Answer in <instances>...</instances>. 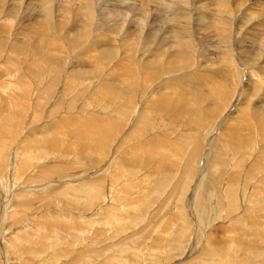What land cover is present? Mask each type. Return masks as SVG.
<instances>
[{
    "label": "bare ground",
    "instance_id": "obj_1",
    "mask_svg": "<svg viewBox=\"0 0 264 264\" xmlns=\"http://www.w3.org/2000/svg\"><path fill=\"white\" fill-rule=\"evenodd\" d=\"M11 1L12 2H10V4H9V1H7V2L5 1V4H3L0 1L1 20H2V16H6V17L7 16H9V17H11V16H19V17L22 16V18L20 17L21 22H23L22 20H24V19H27V20H25L23 23L19 22V25L17 27L18 31L16 30L14 32V34H12L13 38L15 40V41H13V39H12L14 44L12 43L11 46L10 45H8V46H10L12 49H15V50L17 49L19 52L25 53V55L21 53L23 56L22 55H20V56H22V57L25 56V58H26L25 60L28 63V66H32L33 70L36 71V73L33 74L34 75L33 77H35V79H36L35 80L36 84L34 82H33V84H35L36 88H37V86L41 85L44 81L50 80V79L52 80V78H54V79L52 80L51 85H53V84L55 85V83H57V81L60 79L59 77H61V74L63 73L62 75H63L64 81L66 82V84H64V85H66V86L64 87L65 92L64 91H61V92H63V93L67 92L70 95L73 92H75V94L76 93H79V94H85L86 93L88 95V98H91L93 96L97 97V95H99L100 97H105L106 99H110L113 102L115 101L116 103H118V106H120L119 104L123 100L122 99L123 97H124V99H126V101L134 103L138 100V97H140V95H142V96L145 95L144 98H142L143 101L145 100L144 105H143V112L141 114L139 124L137 123V128L135 126V128L137 129L136 133L137 132L139 133L138 141H141V144L137 143L138 145L135 144L137 146H135V147L130 146L129 149H125L124 152L122 151L124 153L123 154L124 157L115 156L113 158V159H115L114 162L109 161L110 155H108V157H106L107 158L106 165L101 167L95 173L94 172L90 173V174H92L91 177L85 176V173H83L84 176L80 175L81 169H83L84 166L86 164H88V162H86V164L84 166L83 165L78 166V164L81 161H77V159H78V157H79V159H81L80 157H81V153H82L85 156V158H87V159H85V161L86 160H96V161H99V163L101 162V158H100L101 156H99V158H100V160H99V158L97 157V152L95 153L96 156H93L94 154L93 155L89 154V152H90L89 150H92L91 145L95 144V143L97 145L101 146L100 147L101 149H103L104 147H106L108 145L109 142H108V139L106 138V136H108V135H106L105 131L109 132V128L110 127H116L117 124L115 126L113 124L110 125L109 124L110 122H107L106 120H104L106 117L103 118V120H96L94 117H96L98 115L93 117V116H91L92 113H90V116L92 118H90V116H88L89 118H84V117L79 118V117H73V116L68 117L67 114H66L67 117L62 116L63 120H60L59 118H57L55 120V122L60 120L62 122H65V124H68L69 126L75 127V129H77V131H82V133L85 134L84 139L82 138L83 140L81 142H79L80 144H78L76 141L69 143L67 145L66 149H61V146L66 144V142H64V139H66V136H64L65 137L64 139L58 137L59 134L57 133V130H59L60 128L57 129L56 132L54 131L55 133H57V136L55 134H50V132H48V131H45L44 133H42V131H40V133H42V134L36 137V133H38L39 132L38 131V132L31 133V134L28 132V134L24 135L25 137H26V135H28V137L25 138L23 136L22 131H24L26 129V127L28 128V126L31 125V124H29L31 121L30 122L28 121L29 123L27 124V126L24 125L25 127L22 125V122H23L22 120H24L26 117L24 114V111H23L24 108L21 109L22 106H20L21 107L20 108L16 105L15 110H14L15 111L14 117L9 118V115L11 113H13L12 107H14V106L10 107V105H9L8 110L5 111V112H8V114L7 113H5V114H7L6 117H8L9 119L5 120L6 121L5 125H3V122H5V121L0 122L1 123L0 124V264H92L94 259L102 253V251L100 249L101 244H103V242L109 240L108 237L104 233L105 231H107V229H108L107 227L110 226L109 224H114V223L118 224V225H116L114 235H118V234L123 233L126 228H125V226L123 227V226L119 225L123 222V220L128 222V225L131 227L133 224L136 223V221H138V219H137L138 217L145 215L147 212H150L151 206L155 207L154 204L157 202V196H159V198H161L163 196V195L162 196L158 195L159 191L156 192L157 190H159L157 188V186H159L160 184L155 185L154 183H151L152 182L151 180H153V179H151L150 176H147V175L144 176L142 174V172H143L142 171L143 170L142 165L146 161L145 154H147V150H149V147L155 148L156 152L161 151L163 154H168L171 152L174 153L173 151L177 150V152H176L177 154L174 153V154H176V157L175 158L172 157L174 162H176L175 160H178L177 155L179 153L181 154L182 151L184 149L186 150L188 147L190 148L189 150L191 151V155L189 157L191 158V156H192L193 158H195V156H196L197 147L195 146V143H194L195 141L192 138H187V137L185 138L183 135L179 136V137L176 136L173 138V137H171V135L175 134L176 130H174V129L171 130L170 132L166 131L167 135L164 133V135H166V136H162V137H160V135H163V133L162 134L156 133V135H155V133L153 132V131L158 129L157 126L159 124L157 125L155 122V121H158V120H156V119H158L157 116L160 117V115L161 116L168 115L167 110L170 113L174 112V109L173 110L169 109V108H171V107H169L171 105V103H168V102L171 100L169 99L170 95L167 96L168 92L173 90L174 91V92L172 91L173 94H178L177 93L178 91H175L176 85H173V83H172L168 87L167 86L166 87H164V86L159 87L160 84L159 85L157 84L158 83L157 81H159V80L156 81V79L159 78L160 76H162L163 74H165V76H167V77H171L172 75H174V72L177 74V72L179 73V71H181L182 69L186 70L187 68H189L193 64V61L197 62L198 65L205 62V60H203V58L205 57V54H206L205 52H206V50H208V48H206V46H205V41L202 42V40H204V38H202V40L199 39L198 42L196 43L197 47L199 48V50H198L199 52L196 53L197 55L192 56L193 55V53H192V55H191L192 57H190V54L192 52L191 51V45L193 42L191 43V41L189 40L190 39L189 34H191V32H193V30L191 28L192 26L190 27V25H189V21H188L187 17L188 16H195L198 19V16H218V17L219 16H228L227 18H223V19H221V17H220L219 21L216 20L218 22H216L213 18L211 24L213 25V27L215 25H218L219 30L217 28L216 29H217V32L219 31L220 33L218 32L219 34H217L216 37H219L220 43L224 44L223 46L229 47L231 45V44L229 45L228 43H230L229 41L231 40V38H230L231 33L230 32H232L231 31L232 30L231 25L233 22H231V21L229 22L228 19L230 16H235L236 7H239L241 2H243V1L246 2L247 0H237V2H236L237 6H233V7H231V5H230L231 1H233V0H11ZM263 2H264V0H263ZM7 4H9V5L7 6ZM234 12H235V14H234ZM53 16H61V19L62 18L64 19L65 16H70V17L73 16L74 18L76 17L78 22L75 21L76 19H73V20L75 23H77V25L72 26L73 28H75V30L72 28H71L72 30L70 29L69 31L67 29H65V28H67V25L69 26L71 21L69 24L67 22H61L60 21L58 24L52 26L50 22L52 21ZM132 16H136V18L135 17L132 18ZM137 16H141V19L137 20L138 19ZM236 16H239V15L236 14ZM240 16H242V15L240 14ZM252 16H248V17H252ZM200 19H199L198 25H197L198 30H201V28H202V22L200 21ZM231 19L233 20V18H231ZM231 19H229V20H231ZM3 20L1 22H3ZM65 20H67V18ZM69 20H72V19L69 18ZM73 20H72V22H73ZM235 20H237V19H235ZM242 20H244V19H242ZM26 21H28V22L26 23ZM206 21L207 20H205V22ZM238 21H240V20H238ZM251 21L253 22V20H251ZM1 22H0V24H1ZM208 22L209 21H207V24H209ZM4 24H3V26H0V27H4ZM20 24H22V25L20 26ZM6 25H7V23H6ZM238 25H240V24H238ZM261 26L259 28H262ZM69 27H71V26H69ZM197 27H196V30H197ZM57 28H59V29H57ZM129 28H130V30L132 28V31H128ZM5 29H7V28H5ZM216 29H215V31H216ZM239 29H240V26H239ZM262 29L264 31V28H262ZM55 30L61 31V32L63 30L66 33L67 38H64V36H63V38L65 40L62 39L63 41H61L59 38V35L57 36V33ZM198 30H197V32H198ZM236 31H239V30H236ZM11 32L13 33V31H11ZM0 33H1V35H0V56H1V54L4 52V50H6L4 47L6 45L7 40L5 39V37L2 36V32H0ZM246 33H248V32H246ZM258 33L262 34V32H258ZM7 34H6V36H7ZM243 34L238 35V33H236V34L234 33L236 39L238 38L237 36H240V35L242 36ZM253 34H255V33H253ZM234 35H232L231 37L233 38ZM216 37H214V38H216ZM128 38H131V40ZM245 38H246V36H245ZM254 38H255V40L249 41V44L252 46L251 47L249 45L250 48H252L253 50L255 49L257 51L259 50L262 53V51L264 49V36L263 37H257V35H254ZM215 42L217 43V41H215ZM240 42H242V41H240ZM194 43H195V41H194ZM245 43H246V41H245ZM10 47H8V50L11 49ZM246 47H247V45H246ZM250 48H248V49H250ZM193 50H194V48H193ZM233 52H235V51H233ZM12 53H10V54H12ZM14 53H16V52H14ZM122 53H123V56H122L123 59L118 61L117 65L114 67L116 69L112 68L113 71H111L112 70L111 69L110 70L111 72L106 74L104 69L106 68V71H107L108 68H111L112 62H114L115 60L116 61L119 60L121 58ZM238 53H239V51H238ZM257 54H260V53H257ZM248 55L250 56V54H248ZM254 55L252 56V58L254 57ZM55 56H57V59L60 57H63V58H67V59L73 58L74 60L71 59L73 61L69 60L68 63H67V60H65V59L62 60L63 63L61 65V67L57 69V68H53L55 66L54 64H56V63H54L55 58L53 59V57H55ZM77 56H78V58L81 57L80 58L81 62H80V59L76 60ZM217 57H219V56H217ZM224 57L226 59V56H224ZM224 57H222V58H224ZM231 58H232V56H231ZM15 59L17 60V57ZM227 59L229 60V58H227ZM263 59H264V57H263ZM201 60H203V61H201ZM222 60H224V59H222ZM257 60H259V59H257ZM224 62H227V60H225ZM231 62L233 64V61H231ZM231 62L230 63L227 62V63H228V65L230 64L232 67ZM9 63H7V64H9ZM79 63H81V65H79ZM109 63H111L110 67H104L105 64H109ZM1 64H3V63H1ZM11 64H12V62H11ZM20 64H22V63H20ZM13 65H14V63H13ZM15 65H17V64H15ZM22 65H24V64H22ZM64 66H65V68H64ZM113 66H114V63H113ZM12 67H14V66H12ZM20 67H19V70H20ZM55 67H57V65ZM193 67H194V65H193ZM225 67L227 68V66H225ZM213 68H214V66H213ZM226 68H224V66L220 68V75L223 76L226 73V71L229 69V68H227V69ZM233 68H234V64H233ZM236 68L237 67H235V69ZM2 69H3V67H2ZM4 69H5V67H4ZM201 69L205 70L204 64L202 65ZM223 69H225L226 71H223ZM42 70L45 71V74L42 73ZM54 70H55V72H54ZM236 70H233V71L236 72ZM233 71L229 70L227 72L232 73ZM18 72H19L18 69L16 71H14V73L17 75V77L22 78L20 75V72L19 73ZM247 72H249V71H247ZM46 73H48L47 74L48 76L46 75ZM52 73H54L55 75ZM137 73L140 74V76L137 75ZM203 73L206 75L205 72H203ZM209 73H212V72H208V74ZM51 74H52V76H51ZM180 74H182V73H180ZM194 74H196V73H194ZM199 74L200 73H198V75ZM9 75H10V73H9ZM256 75H258V74H256ZM12 76H14V75H12ZM107 76H108V78L109 77L110 78L107 79ZM196 76H197V74H196ZM201 76L199 75V77H201ZM253 76H255V75H253ZM167 77L162 78V80L166 79ZM256 77H258V76H256ZM25 78H27V77H25ZM46 78H48V79H46ZM179 78H180V76H179ZM194 78H195V75H194L193 79ZM222 78H224V77H222ZM226 78L227 79L225 81H228L227 76H226ZM153 79L157 83H155V81ZM201 79L198 80L197 82L195 81V83L193 84L192 90L189 88L190 90L189 89H182V90H186V91H183V92L180 91V95H182L181 100H187V94H188V95H192V98H196V99L206 101L209 98H220L221 93H223V91L225 92V90H222V87H223L222 83H224V82H221L218 79L214 80L212 78H208V76L207 77L206 76L201 77ZM190 80H191V76H190ZM86 82H88V84H92L91 86L89 85L90 89L87 88L89 90L86 89V87L88 85H83V83L85 84ZM159 82H161V81H159ZM162 82H164V81H162ZM181 83H180V85H181ZM11 84H14V82ZM59 84H60V81H59ZM118 84H120L121 87H119ZM155 84H157L158 86H156ZM20 85H22V84H20ZM54 85H53V87H54ZM60 85H62V84H60ZM133 85H135V90H133V88H132ZM177 85H178V83H177ZM8 86H12V85L9 84ZM12 87H14V86H12ZM32 87H34V86L32 85ZM23 88H24V86H23ZM240 88H242V87H240ZM1 89H3V88H1ZM34 89H35V87H34ZM34 89H33V92H34ZM39 89H40V87H39ZM55 90H57V88H55ZM177 90H180V89H177ZM256 90H257V88H256ZM25 91H24V93L27 94V92L29 91V88L26 87ZM54 91H51V93ZM47 92H48V89H47ZM58 92L56 91L55 95H57ZM24 93H21V95ZM6 94H7V97H10V95L8 93H6ZM6 94H4V96ZM41 94H39V95H41ZM17 95L15 94L13 96H17ZM78 95H75V96H78ZM241 95L244 96L243 94H241ZM241 95H239V96H241ZM247 95L245 94V96H247ZM0 96H1V94H0ZM23 96H21V97H23ZM45 96H47V95H45ZM60 96H61V94H60ZM60 96L58 97V99L60 98ZM49 97H48V99H49ZM56 97L57 96H55V99H56ZM81 97H82V95H81ZM230 97L232 98L233 96H230ZM10 98H12V97H10ZM97 98H99V97H97ZM105 98H104V100H105ZM262 98H263V96H262ZM13 99H16V98L13 97ZM50 99L52 100L53 98H50ZM63 99H65V98H63ZM0 100H1V98H0ZM20 100H22V98ZM40 100L38 99V101H40ZM59 100H61V99H59ZM66 100H67V98H66ZM231 100H233V99H231ZM251 100H252V98H251ZM22 101L24 103L26 102V101H24V99ZM28 101H29V99H28ZM44 101H45L44 99L41 100L42 105L44 104L47 106V102L44 103ZM92 101H95V100H92ZM112 101H110V102L112 103ZM53 102H54V100H53ZM182 102L185 104H189V103H187V101H182ZM244 102H247V101H244ZM257 102H258V100H257ZM35 103H37V102L35 101ZM54 103H53V105H54ZM103 103H105V102H103ZM192 103H193L192 104V107H193L195 104H194V102H192ZM21 104H23V103H21ZM86 104H87V102H86ZM88 104H91V103H88ZM136 104L137 103H135V105ZM229 104H230V102H229ZM24 105H26V104H23V106ZM27 105L29 106L28 102H27ZM128 105L130 106L131 103H129ZM135 105H134V107H135ZM35 106L37 108V105H35ZM97 106H99V105H96V108H97ZM196 106H197V104H196ZM68 107H70V106H68ZM136 107H137V105H136ZM231 107H232V104L229 107L230 111H231ZM55 108H56V106L55 107L52 106L51 109L53 110ZM187 108L190 109V107H187ZM229 108H227V110ZM242 108H245V107H242ZM79 109H81V108H79ZM83 109L84 108H82L81 110H83ZM86 109H88L87 106H86ZM86 109H84V110H86ZM135 109H137V108H135ZM31 110L34 111L35 108H34V110L33 109H31ZM139 110L140 109H138L137 111H139ZM183 110L187 111L185 108ZM195 110H197V109H195ZM58 111H57V114H58ZM120 111L127 113L129 110L123 111V109L122 110L120 109V110H115L114 113L118 112L119 114L118 113L117 114L120 116ZM224 111H226V110H224ZM29 112H30V110H29ZM39 112H40L39 116H40V118H42L41 116H43V115H41V111H39ZM177 112L176 113L174 112L175 115L177 114ZM258 112H260V111H258ZM35 113L37 114V112H34V114ZM55 113H56V111H55ZM68 113H69V111H68ZM129 113H131V115H132V113H134V111L133 112L130 111ZM224 113H225V116L228 114V112H224ZM2 114H4V113H1V115ZM27 114L28 113H26V115ZM72 114L73 113H71V115ZM83 114H84V112H83ZM83 114H81V115H83ZM240 114L244 116V120L242 121V124L245 125L247 122L249 123V120L247 118L250 117L251 115L249 114L250 116H248V117L246 116L247 118L245 117V115H247L246 109H242V112H240ZM20 115H21V117H18ZM53 115H54V113H53ZM85 115L87 117L86 113H85ZM233 115H234V113H233ZM12 116L13 115H11V117ZM49 116H50V114H49ZM106 116H107V114H106ZM117 116H115V117H117ZM102 117H103V115H102ZM37 118H38V116H36V121H37ZM204 118H206V117H204ZM113 119L115 120V118H113ZM119 119H121V118L119 117ZM152 119H154V121ZM253 119H255V118H253ZM32 120H35V119H32ZM38 120H39V118H38ZM204 120H206V119H204ZM208 120H206V121H208ZM41 121H42V119H41ZM46 121H48V120H46ZM173 121H174V119H173ZM262 121L263 120L260 121V124H262ZM122 122H124V120ZM151 122H155L154 124L157 126H154V127H156V128H154V127L152 129L149 128V126L152 125ZM159 122H157V123H159ZM177 122H179V121L177 120ZM111 123H112V121H111ZM167 123H169V122H167ZM231 123H233V122H231ZM50 124H48V126H54L53 127L54 129H55L56 125H59V123L56 125L55 124L50 125ZM120 124H122V123L120 122L119 125ZM170 125H168V126H170ZM201 125H203V124H201ZM228 126H230V125H228ZM17 127L20 130L19 132L15 130V128L18 130ZM58 127H61V125H59ZM175 127H177V126H175ZM68 129L64 130V131H69ZM70 129H72V128H70ZM78 129H80V130H78ZM163 129H164V127H163ZM204 129L205 128H203V131H204ZM62 131L63 130H61V132ZM233 131H235V130H233ZM31 132H33V131H31ZM61 132H60V134H61ZM94 132L96 135L95 137H93ZM152 132L154 133L153 138L141 139L144 135H146V134L148 135ZM258 132L260 133V131H258ZM47 133H49V134H47ZM62 133H66V132H62ZM115 133H117V132H115ZM183 133H185V132H183ZM191 133L192 132L190 131V134ZM67 134H68V132H67ZM67 134H65V135H67ZM187 134L190 135L189 132ZM198 134L199 133H197L196 135H198ZM206 134H208V133H206ZM62 135H64V134H62ZM62 135H61V137H62ZM80 135H81V133H80ZM188 135H186V136H188ZM29 136L32 137L31 140H33V143L35 145L29 144L28 142L23 141L24 138H25V140L29 139ZM53 136H55V137H53ZM169 136L171 138H173V140L168 139V138H170ZM193 136H194V134H193ZM193 136H189V137H193ZM219 136L221 137V136H223V134L219 135ZM22 137H24V138H22ZM69 137L72 138L71 135ZM77 137H79V136H77ZM256 137H257V135H256ZM118 138H119V136H118ZM20 140H22L24 143L21 144L22 141H20ZM31 140H28V141H31ZM218 140H219V138H218ZM235 140H236V138H235ZM254 140H256V139H254ZM154 142H157L156 146H155ZM199 142H201V141H199ZM208 142H211V141H208ZM215 142H217V141H215ZM229 142H230V140H229ZM229 142H227V144ZM255 142L257 143V141H255ZM261 142H263V141H261ZM218 143H215V144H218ZM257 144H259V143H257ZM97 145H96V148H97ZM72 146L73 147L75 146L76 148L73 149ZM209 146L211 147V145H209ZM222 146H223V144H222ZM225 146L227 147V145H225ZM94 148H95V146H94ZM144 148H145V150H144ZM143 150H144V152H143ZM210 150H212V149H210ZM244 150H245V148H244ZM114 151H115V149H114ZM108 152H110V151H108ZM56 154L59 156H57ZM148 154H150V153L148 152ZM222 155H224V154H222ZM69 156L70 157L73 156L76 159L70 158L71 160L68 161L67 157H69ZM63 157H65V158H63ZM141 157L142 158L144 157V159H142ZM182 157H181V159H182ZM193 158H192V160H193ZM233 158H235V157L233 156ZM143 160H144V162H142ZM45 161H46V165L44 163ZM189 161H188V164H186L187 166L191 165ZM83 163L84 162H82V164ZM175 164H177V163H175ZM79 165H81V164H79ZM238 165H240V164H238ZM94 166L91 168L88 165V167H90L91 170L94 168ZM97 166H99V165H97ZM187 166H185V167L188 168ZM254 166H256V165H254ZM85 169H87V168H85ZM209 170H211V169H209ZM89 171L90 170H88V172ZM188 171L194 172L193 170L191 171L190 169ZM249 171H250V169H249ZM260 171H261L260 174L263 178L259 182H257L256 185L251 187L253 190L251 189L250 191H254V189H256V191H257V193H255V194L252 192L253 193L251 196L252 199H253V197L255 199V197L257 195L258 196L261 195L262 198L264 197V169H262ZM139 172H141V173L138 174ZM124 175H126V176H124ZM142 175H143V177H142ZM139 177H141V178H139ZM244 177L247 179L249 177V175L246 177V174H245ZM187 178H185V179H187ZM202 179H203V176H202V171H201L200 181ZM161 180L163 181V179H161ZM251 180H252V178H251ZM43 181H45L44 184H42V185L39 184ZM162 181L160 183H162ZM183 182H184V180H183ZM52 183L54 184V186L52 188H50L49 190L47 188L48 192H46L42 196H35L36 194H38L39 191H42V190H40V188H44L43 190H45L46 187H48L47 185L50 186V184H52ZM230 184H227V186H225V188H224V192L227 194V195H224V197L234 199L236 197L235 196L236 190H235L234 186L230 185ZM31 185H36V186L32 187ZM176 185H178V184H176ZM199 185L200 184L196 183V186H195L196 189H194L191 192V195L188 197V204H190L189 206H191L192 203H194V202H195V204H197L198 201L201 200L202 196L205 195L204 199H207L206 200L207 205L209 206V209H210L208 211H210V212H208L206 214L208 216H206L204 218H207L209 220L211 216L213 217V215H211V213H212V211H214L212 209V207H210V205H214V204L215 205L218 204L217 206L222 205V198L223 197L221 195H219V197L218 196L216 197L217 192H216L215 188L207 186V185L210 186V183L207 185L205 184L206 187H203V185L201 184L202 185V186L200 185L202 187V189L200 188L201 190L198 189ZM247 185H248V182H247ZM42 186H44V187H42ZM165 186H168V185H165ZM221 186L219 184H217L218 189L219 188L222 189ZM217 187H216V189H217ZM177 188H179V187H177ZM246 188L241 189V195H244L246 193V190H245ZM205 189H206V191H205ZM173 191L176 192L175 190H173ZM188 191H189V189H188ZM105 193H107V194L105 195ZM162 193L163 192H161V194ZM184 194L187 196L188 192H185ZM184 194H182V195H184ZM179 196H181V195H179ZM42 197H47V199L49 197V199H51V200L49 201V203H47V204L44 203V205H41L39 203L40 202L39 200L42 199ZM218 198H219V203L217 202ZM183 199L184 198H182V201H183ZM204 199H203V201H204ZM254 199H253V201H254ZM258 200H259V198H258ZM56 201L58 202V205L56 206L57 209H52V207L48 206V205L54 204ZM228 201H229V203H227V204H233L234 203V201H232V200H228ZM35 202H37V204ZM42 202H44V201H42ZM176 202H177V200H176ZM254 203H255V201H254ZM157 204L160 205V203H157ZM215 205H214V207H216ZM42 206L46 208L44 213H43L44 208H42ZM163 207L164 206L160 205L159 209L162 210ZM186 207H188V206H186ZM186 210L187 209H185L183 203L179 201L177 203V206H175V212L172 214V216H170L168 218V220H165V221H167L166 223L164 221V223H165L164 228L162 229L161 233H159V235L156 237L154 244L160 245L161 242L165 241V239L167 238V244H165L166 241L164 242L165 247L167 246V248H168L167 254L172 255L171 251H173V252H177L179 254V257L181 256V258H182V256H183V259H182L183 261L181 264H208V263L204 262L205 259L203 258L204 257L203 253L204 252L209 253L212 250L211 247L214 246L213 243H215V240L212 238H209L203 247L199 246L201 244L200 243L201 235L204 234V233L201 234L202 230L198 227V226L201 227V223L198 220H196L195 218L194 219H195L196 223H193V219H191V217H189V214L187 215ZM237 211L239 213V210H237ZM78 212H80V213H78ZM240 212H241V214L238 216L229 215V214H227L228 216L227 215L225 216L224 220L227 221L228 219L226 217H230L229 219L232 221L231 222L232 224H230V225L236 227V229H230L232 227L229 226L230 228H227V229L223 228L224 231L227 233L228 236H235L236 234H238V236H241L240 239H246V240L251 239V240H255V241L258 240L261 243H263L264 242V198L259 204H256L254 206H250V207L244 209V212L241 211V208H240ZM242 212H243V214H242ZM149 215H153V214H149ZM156 215H157V213H156ZM190 216H192V215H190ZM198 217L201 221L202 216L198 215ZM256 217H258V218H256ZM160 219H162V218H160ZM192 223L195 224L196 226L193 225ZM206 224L203 223L202 227L205 226ZM149 225L151 226V224H149ZM206 227H208V225L205 226V229H206ZM156 228H157V226H156ZM173 228H175V229H173ZM109 229H110L109 232H112L111 226L109 227ZM150 229H151V227H150ZM127 230H128V228H127ZM131 230H133V229H131ZM126 234H129V233H126ZM141 234H142V231L138 232L136 234L133 231L131 237L133 240L135 237H136L135 238L136 240H140L138 238L141 236ZM168 236H169V238H168ZM126 237H128V236H126ZM111 239H112V237H111ZM128 239H130V238H128ZM133 243L135 244V242H133ZM222 243L224 244L223 249L224 248L227 249V253L226 254H217L216 257L219 259V261L217 263H212V264H238L237 258L239 256L240 251H246V252H249V254L251 253L253 255H256V253L261 252V249H254V247L247 248L248 245H246L245 242L244 243L240 242L239 244H237L236 239L229 240L228 242L223 241ZM124 244H125V242H124ZM128 244L129 243L125 244L124 246L127 245L126 247H128L130 245V244L129 245ZM117 245H119V247H120V244H117ZM170 245L173 247V249L170 247ZM111 247L108 246V248H111ZM156 247L158 248V246H156ZM200 247H201V249H200ZM132 248L134 250V251L132 250V254H133L132 256H134V254L136 253L135 250L137 248L135 249L134 246ZM116 249H114L115 252L117 251ZM128 249L131 250L129 247H128ZM107 250L110 251L111 249H107ZM122 250H124V248ZM122 250H119V248H118V251L116 253H119V251H121V253H122ZM142 251H144V250H142ZM153 251H155V249ZM158 251H160V250H158ZM115 252H114V254H115ZM133 252H135V253H133ZM195 252H197V253H195ZM105 253H107V252H105ZM128 253H130V252H128ZM150 253H153V252L151 251ZM164 253H165V251H164ZM154 254L155 255L153 256V258H152V256L147 255L148 259H149V262L147 261V263H149V264H160L161 263L162 264V262L166 259V254L161 255V256H160V254H158V252L157 253L154 252ZM129 255L130 254H128V256ZM141 255L145 257L144 254H141ZM85 256H89V257L85 258ZM118 256L121 257L120 254ZM118 256H116V257H118ZM124 256H126V255H124ZM139 256H137L138 260H139ZM163 256H164V259H163ZM103 257H106V255H104ZM261 257H262V259L259 260V258H261ZM178 258H176L175 260H177ZM259 258L256 260V262L254 264H264V254L263 255L261 254V256ZM112 259H114V258H112ZM112 259H110V260H112ZM136 259L132 260V261L136 262ZM255 259L256 258H254V261H255ZM117 260H119V259H117ZM121 260H123V259H121ZM144 262L145 261H143V263ZM105 263L106 262H104L103 264H105ZM140 263H142V260ZM165 263H166V261H165ZM167 263H168V261H167ZM119 264H123V263H121V261H119ZM124 264H126V263H124ZM133 264H138V262L133 263Z\"/></svg>",
    "mask_w": 264,
    "mask_h": 264
},
{
    "label": "rangeland",
    "instance_id": "obj_2",
    "mask_svg": "<svg viewBox=\"0 0 264 264\" xmlns=\"http://www.w3.org/2000/svg\"><path fill=\"white\" fill-rule=\"evenodd\" d=\"M3 4H5V1L7 2V1H9V4H10V2H12L11 0H0ZM32 2V1H31ZM237 0H233V1H231V3H230V5H231V7H233V6H237ZM241 2V1H240ZM239 2V3H240ZM260 2V3H259ZM9 4H7V6L9 5ZM251 5V6H250ZM241 6V7H240ZM240 6L239 7H236V9H235V12H236V14L237 15H239V16H236V14H235V12H234V14H235V16H230L229 17V19H231V18H233V20L231 19V20H229L228 19V21L230 22H233L232 23V25H231V28H232V32H230L231 34H230V38H231V40L229 41L230 43H228L230 46L229 47H225V46H223L224 44H222V43H220V41H219V37H216L217 36V34H219L218 32H217V29L219 30V28H218V25H215L214 27H213V25L211 24L212 23V20H213V18H214V20L216 21V20H218L219 21V18L221 17V19H223V18H227L228 16H198V19H197V17H195V16H188L187 18H188V21H189V25H190V27L192 28V30H193V32H191V34H189V37H190V41H191V43H192V45H191V54H190V57H192V56H196L197 54V52H199L198 50H199V48L197 47V42H198V40L200 39V40H202V38H204V40H202V42H204L205 41V46H206V48H208V50H206V54H205V57L203 58V60H205V62H203V63H201L202 65L204 64V67H205V70H203V69H201V67H202V65L200 64V65H198V63L197 62H195V61H193V64L189 67V68H187L186 70L185 69H182L181 71H179V73L177 72V74L174 72V75H172L171 77H167V76H165V74H163L162 76H160L159 78H157L156 79V81L157 80H159V81H161V82H159V81H155L154 79V81H155V83H157L158 85H159V87L161 86V87H168L169 85H171L172 83H173V85H176V89H175V91H178L177 93L178 94H173V90H171L170 92H168V95L167 96H169L170 98V100L171 101H169L168 103H171V105L169 106V107H171V108H169V109H174V112L176 113L177 111V114L175 115V113L174 112H172V113H170L168 110H167V112H168V115H165V116H161L160 115V117L159 116H157V118L158 119H156V120H158V121H155L156 122V124L158 125H155L154 123L155 122H151L152 123V125H150L149 126V128L150 129H152L154 126H157V130H155V131H153L154 133H155V135H156V133L158 134H162L163 133V135H160V137H162V136H166L167 134H166V131H171V130H176L175 131V134H173V135H171V137H179V136H184L185 138L187 137V138H192L195 142V146L197 147V150H196V156H195V158H193L192 156H191V158L189 157L190 155H191V151L189 150L190 148L188 147L185 151L183 150L182 151V153L180 154L179 152V156L177 155V157H178V160H175L176 162H174L173 161V158H175L176 157V152H177V150L176 151H173L174 153H176V154H174V153H168V154H163L161 151L160 152H156V149L155 148H151V147H149V150H147V154H145V159H146V161L144 162V160L142 161V162H144V164L142 165V174L145 176V175H147V176H150L151 177V179H153V180H151L152 182L151 183H154L155 185H158V184H160L159 186H157V188L159 189V190H157L156 192H158L159 194L158 195H160V196H162L161 198H159V196H157V202L154 204L155 205V207H152L151 206V208H150V212H147L145 215H143V216H140V217H138L137 219H138V221H136V223L135 224H133L131 227L128 225V222H126V221H124L123 220V222L121 223V224H119V225H121V226H125V231L123 232V233H121V234H118V235H114V231H115V229H116V225H118V224H109L110 226H111V230H112V232H109L110 231V229H109V227L110 226H108L107 228V231H105L104 233H105V235L108 237V239L109 240H107V241H105V242H103V244H101V247H100V249H101V251H102V255L100 254L99 256H97L95 259H94V261L92 262V264H103L104 262H106L105 264H119V261H121V263H126V264H133V263H137L138 262V264H142L143 263V261H145L143 264H149V263H147V261L149 262V259H148V256L147 255H149V256H152V258H153V256L155 255L154 254V252L155 253H157L158 252V254H160V256L161 255H164V254H166V259L162 262V264H181L182 263V259H183V256H182V258H181V256L179 257V254L177 253V252H173V251H171V253H172V255L170 254V255H168L167 253H168V248H167V246L165 247V244H167V238L165 239V241H162L161 242V244L160 245H156V244H154V242H155V239H156V237L159 235V233H161V231H162V229L164 228V224L167 222V221H165V220H168V218L170 217V216H172V214L175 212V206H177V203L180 201V202H182L183 203V205H184V207H185V209H187L186 211H187V215L189 214V217H191V219H193V223H196V221H195V219L196 220H198L200 223H201V227H202V225H203V223L204 224H206L208 221V223L206 224V225H208V227H206V229H205V226H203L202 228L200 227V226H198L201 230H202V232H201V234L202 233H204L203 235H201V240H200V245L199 246H201V247H203L205 244H206V241L209 239V238H212V239H214L215 240V243H213V247H211V251L208 253V252H204L203 253V258L205 259V263H208V264H212V263H217L218 261H219V259L216 257V255L217 254H226L227 253V249H223V247H224V244L222 243L223 241H229V240H232V239H236L237 240V244H239L240 242L241 243H246V245H248L247 246V248H250V247H254V249H261V252L260 253H256V255H253V254H249V252H246V251H240L239 252V256H238V258H237V263L238 264H254L255 262H256V260L261 256V254L263 255L264 254V242L263 243H261L260 241H255V240H251V239H248V240H246V239H240L241 238V236H238V234H236L235 236H228L227 235V233L224 231V229L223 228H230V227H232V228H230V229H236V227H234V226H231L230 224H232L231 222V220L229 219L230 217H226L228 220L227 221H225L224 220V218H225V216L227 215V214H229V215H236V216H238V215H240L241 214V212H240V208H241V211H243L244 212V209H246V208H248V207H250V206H254V205H256V204H259L262 200H263V198L261 197V195L260 196H256L255 197V199H254V197H253V199H254V201H255V203H254V201H253V199L251 198V196H252V194L254 193H257V191H256V189H254V191H250L252 188L251 187H253L254 185H256V183L257 182H259L263 177L261 176V171L260 170H262V169H264V59H263V57H264V49H263V51H262V53L258 50H253L252 48H250V44H249V41H252V40H255V38H254V35H257V37H263L264 35V31H263V29L262 28H264V2H263V0H247L246 2H241L240 3ZM12 7V6H11ZM263 7V8H262ZM241 8V9H240ZM245 9V10H244ZM259 10V11H258ZM255 13H254V12ZM243 13V14H242ZM246 13V14H245ZM240 14L242 15V16H240ZM249 14V15H248ZM246 17H245V16ZM254 17H253V16ZM256 15V16H255ZM248 16H252V17H248ZM21 18H22V16H20ZM19 16H11V17H9V16H2V20H3V22L5 23H3V22H1L2 20H1V16H0V22H1V24H0V26H3V24H4V27L5 28H7V29H5L4 27H0V32H2V36L3 37H5V39L7 40L6 41V45H5V49L6 50H4V52L1 54V56H0V87L1 88H3V89H1L0 88V94H1V96H0V98H1V100H0V115H1V113H7L8 114V112H5L6 110H8V107H9V105H10V107L11 106H14V107H12V110H13V113H11L10 115H9V118H13L14 117V115H15V106L17 105L18 107H20V106H22V108L21 109H23V111H24V114H25V119L24 120H22L21 118V120L23 121L22 122V125L24 126H27V124L29 123V124H31V125H29L28 126V128L26 127V129L24 130V131H22V133H23V136L25 135V134H28V132L31 134V133H34V132H38V133H36V137L37 136H39V135H41L42 133H44L45 131H48V132H50V134H55L56 136H57V133L59 134L58 135V137H60V138H65L64 136H66V139H64V142H66V144H64V145H62L61 146V149H66V147H67V145L69 144V143H72V142H77L78 144H80L79 142H81L83 139H84V135L85 134H83L82 133V131H77V129H75V127H73V126H69L68 124H65V122H62V121H60V120H63L62 118L63 117H67L66 116V114L68 115V117H79V118H89L88 116H90V113H92L91 114V116H96V115H98V116H96V117H94L96 120H103V118H105L104 120H106L107 122H110L109 124L111 125V124H113L114 126L116 125V127H110L109 128V132L108 131H105L106 132V135H108V136H106V138L108 139V145L106 146V147H104L103 149H101L100 147L101 146H99V145H97L96 143L95 144H92L91 146H92V150H89L88 152H89V154L90 155H93V156H96L95 155V153L97 152V157L99 158V156H101L100 158H101V162L99 163V161H96V160H86L85 161V159H87V158H85V156L81 153V159H79V157H78V159H77V161H81L79 164H81V165H79L78 164V166H84L85 164H86V162H88V164H86L85 166H84V168L83 169H81V173H80V175L81 176H84V174L83 173H85V176H92V174H90V173H95L96 171H98L101 167H103V166H105L106 165V162H107V158L106 157H108V155H110V159H109V161L111 162V161H113L114 162V160L115 159H113L115 156H117V157H124L123 156V152H124V150L125 149H129L130 148V146H137L138 144H141V141H138V136H139V133L137 132L136 133V131H137V123L139 124V121H140V118H141V114H142V112H143V105H144V102H145V100L143 101V99L142 98H144V96L145 95H140V97H138V100L136 101V102H129V101H126V99H124V97L122 98L123 100L120 102V106H118V103H116L115 101L113 102L112 100H110V99H106L105 97H100L99 95H97V97H99V98H97L96 96L93 98V97H91V98H88V95L85 93V94H79V93H76L75 94V92H73L71 95L69 94V93H63V92H61V91H64L65 92V86L66 85H64V84H66V82L64 81V78H63V73L61 74V77H59L60 79L57 81V83H55V85H54V87H53V85H51V82H52V80L54 79V78H52V80L50 81V80H46V81H44L41 85H39V86H37V88H36V86H35V77H33L34 75V73H36V71L35 70H33V68H32V66H28V63L26 62V58H25V56L24 57H22L23 55L22 54H24L25 55V53H22V52H19L17 49L15 50V49H12L10 46L12 45V43L14 44V42L13 41H15L14 40V38H13V35L12 34H14V32L17 30L18 31V25H19V22L20 23H23L25 20H27V19H24V20H22L23 22H21L20 21V18ZM56 19H55V18ZM64 17V16H63ZM136 18V16H132V18ZM156 17V16H155ZM193 17V18H192ZM235 17V18H234ZM240 19H239V18ZM244 17V18H243ZM258 17V18H257ZM7 18V19H6ZM67 18V20H65ZM69 18L70 19H76V17L74 18L73 16L72 17H70V16H65L64 17V19L62 18L61 19V16H53V18H52V21L50 22L51 23V25L52 26H54V25H56V24H58L60 21L61 22H67L68 24L70 23V21H71V25L69 24V26H71V27H69L68 25H67V28H65V29H67L68 31L72 28V29H74L75 30V28H73L72 26L74 25V26H76L77 25V23H75L74 22V20H73V22H72V20H69ZM137 20H140L141 19V16H137ZM201 18V19H200ZM60 19V20H59ZM199 19H200V21L202 22V28H201V30H198V27H197V25H198V21H199ZM204 19V20H203ZM235 19H237V20H235ZM242 19H244V20H242ZM205 20H207V21H209L208 23L209 24H207V21L205 22ZM238 20H240V21H238ZM251 20H253V22L251 21ZM262 22H261V21ZM75 21H77V19L75 20ZM211 21V22H210ZM218 21H216V22H218ZM250 21V22H249ZM260 21V22H259ZM9 22V23H8ZM18 22V23H17ZM28 21H26V23H27ZM78 22V21H77ZM247 24H245V23ZM6 23H7V25H6ZM75 23V24H74ZM191 23V24H190ZM249 23V24H248ZM260 23V24H259ZM217 24V23H216ZM238 24H240V25H238ZM22 24H20V26H21ZM158 25V24H157ZM235 25V26H234ZM262 25V26H261ZM239 26H240V29H239ZM249 26V27H248ZM262 27V28H259V27ZM196 27H197V30H198V32H197V30H196ZM246 27V28H245ZM213 28V29H212ZM217 28V29H216ZM236 28V29H235ZM57 29H59V28H57ZM71 29V30H72ZM215 29H216V31H215ZM242 29V30H241ZM258 29V30H257ZM66 30V31H67ZM214 30V31H213ZM236 30H239V31H236ZM6 31V32H5ZM11 31H13V33L11 32ZM56 31V33H57V36L59 35V38H60V40L61 41H63V40H65L64 38H67L66 37V33L62 30V32L61 31H57V30H55ZM128 31H132V28H131V30H130V28H129V30ZM240 32V33H239ZM246 32H248V33H246ZM255 33V34H253V33ZM258 32H262V34L261 33H258ZM8 33V34H7ZM64 33V34H63ZM196 33V34H195ZM234 33L236 34V33H238V35L239 34H243L242 36L240 35V36H237L238 38L236 39L235 38V35H234ZM6 34H7V36H6ZM0 35H1V33H0ZM10 35V36H9ZM62 35V36H61ZM232 35H234V37L232 38L231 36ZM63 36H64V38H63ZM198 36V37H197ZM245 36H246V38H245ZM248 36V37H247ZM214 37H216V38H214ZM241 39H240V38ZM213 38V39H212ZM11 39V40H10ZM12 39H13V41H12ZM63 39V40H62ZM128 39H130L131 40V38H128ZM239 39V40H238ZM248 39V40H247ZM250 39V40H249ZM244 40V41H243ZM194 41H195V43H194ZM215 41H217V43L214 42ZM234 41V42H233ZM240 41H242V42H240ZM245 41H246V43H245ZM101 42V41H100ZM4 43V42H3ZM62 43V42H61ZM239 43V44H238ZM242 43V44H241ZM245 44V45H244ZM8 45H10V46H8ZM246 45H247V47L248 48H250V49H248L247 47H246ZM250 45V46H249ZM7 47V48H6ZM8 47H10L11 49L10 50H8ZM194 48V50H193V48ZM223 47V48H222ZM233 47V48H232ZM239 47V48H238ZM252 47V46H251ZM220 50H219V49ZM228 48V49H227ZM242 50H241V49ZM226 49V50H225ZM236 49V50H235ZM13 50V51H12ZM15 50V51H14ZM235 51V52H233V51ZM249 50V51H248ZM6 51V52H5ZM237 51V52H236ZM238 51H239V53H238ZM251 51V52H250ZM13 52V53H12ZM14 52H16V53H14ZM80 52V51H79ZM230 52V53H229ZM242 52V53H241ZM253 52V53H252ZM10 53H12V54H10ZM22 53V54H21ZM75 53V52H74ZM192 53H193V55H192ZM235 53V54H234ZM257 53H260V54H257ZM5 54V55H4ZM78 54V53H77ZM230 54V55H229ZM248 54H250V56L248 55ZM255 54V55H254ZM257 54V55H256ZM7 55V56H6ZM20 55H22V56H20ZM72 55V54H71ZM192 55V56H191ZM236 55V56H235ZM244 55V56H243ZM254 55V57L252 58V56ZM4 56V57H3ZM122 56H123V53H122V55H121V58L119 59V60H113L114 62H112V66L110 65L111 63H109V64H105L104 65V67H110L111 66V68H108V70L106 71V68L104 69V71H105V73L106 74H108V73H110L111 71H113V69L112 68H114L116 65H117V63H118V61H120V60H122L123 58H122ZM217 56H219V57H217ZM224 56H226V59H225V57ZM231 56H232V58H231ZM17 57V60L15 59ZM222 57H224V58H222ZM257 59H259V60H257ZM10 58V59H9ZM24 58V59H23ZM55 58V59H54ZM61 58V59H60ZM60 58H58L57 59V56H55V57H53V59L55 60L54 61V63H56V64H54L55 66L57 65V67H53V68H60L61 67V65H62V60H67V63L69 62V60L70 61H73L74 59L73 58H69V59H67V58H63V57H60ZM76 58V57H75ZM81 57H79L78 58V56H77V58H76V60H79ZM227 58H229V60L227 59ZM231 58V59H230ZM251 58V59H250ZM4 59V60H3ZM23 59V60H22ZM71 59H73V60H71ZM222 59H224V60H222ZM253 59V60H252ZM261 59V60H260ZM263 59V60H262ZM8 62H7V61ZM10 60V61H9ZM19 60V61H18ZM25 60V61H24ZM203 60H201V61H203ZM225 60H227V62H231V61H233V64H234V68H233V64H232V62H231V64H232V67H231V65L229 66L228 65V63L227 62H224ZM23 61V62H22ZM212 61V62H211ZM237 61V62H236ZM256 61V62H255ZM261 61V62H260ZM263 61V62H262ZM10 62V63H9ZM11 62H12V64H11ZM59 62V63H58ZM80 62H81V59H80ZM195 62V63H194ZM208 62V63H207ZM1 63H3V64H1ZM7 63H9V64H7ZM13 63H14V65H13ZM20 63H22V64H24V65H22V64H20ZM66 63V64H67ZM113 63H114V66H113ZM15 64H17V65H15ZM74 64V63H73ZM218 64V65H217ZM223 64V65H222ZM227 64V65H226ZM236 64V65H235ZM14 66V67H12V66ZM22 65V66H21ZM79 65H81V63H79ZM107 65V66H106ZM193 65H194V67H193ZM206 65V66H205ZM21 66V67H20ZM67 66V65H66ZM213 66H214V68H213ZM224 66V68H226L225 66H227V68H229L227 71H233V70H236L237 68V70H236V72L235 71H233L232 73L231 72H227L225 69H223V71H226V73L222 76V75H220V68L221 67H223ZM229 66V67H228ZM2 67H3V69H2ZM4 67H5V69H4ZM16 67V68H15ZM19 67H20V70H19ZM26 67V68H25ZM79 67V66H78ZM200 67V68H199ZM216 67V68H215ZM235 67H237L236 69H235ZM11 68V69H10ZM22 68V69H21ZM29 68V69H28ZM64 68H65V66H64ZM226 68V69H227ZM243 68V69H242ZM18 69V71L20 72V75H21V77L22 78H20V77H17V73L15 74L14 73V71H16ZM112 69V70H111ZM114 69H116V68H114ZM192 71H191V70ZM253 71H252V70ZM111 70V71H110ZM198 70V71H197ZM255 70V71H254ZM8 71V72H7ZM26 71V72H25ZM32 71V72H31ZM115 71V70H114ZM186 71V72H185ZM189 71V72H188ZM194 71V72H193ZM247 71H249V72H247ZM18 72V73H19ZM23 72V73H22ZM54 72H55V70H54ZM63 72V71H62ZM203 72H205L206 73V75L203 73ZM208 72H212V73H209L208 74ZM9 73H10V75H9ZM26 73V74H25ZM42 73L43 74H45V71L44 70H42ZM180 73H182V74H180ZM193 73V74H192ZM194 73H196L197 74V76H196V74H194ZM198 73H200L199 75L201 76L202 74V76L201 77H204V76H208V78H212V79H214V80H216V79H218L219 81H221V82H224V83H222L223 84V87H222V90H225V92L223 91V93H221V97L220 98H209V99H207L206 101H203V100H200V99H196V98H192V95H188L187 94V100H181V97H182V95H180V91H186V90H182V89H191L192 90V88H193V84L195 83V81L197 82L198 80H200L201 79V77H199V75H198ZM255 73V74H254ZM6 74V75H5ZM48 73H46V75H47ZM52 74H54V73H52ZM52 74H51V76H52ZM213 74V75H212ZM248 74V75H247ZM251 76H250V75ZM256 74H258V75H256ZM12 75H14V76H12ZM23 75V76H22ZM55 75V74H54ZM137 75H139L140 76V74H138L137 73ZM168 75V74H167ZM194 75H195V78L193 79V77H194ZM220 75V76H219ZM253 75H255V76H253ZM27 77V78H25V77ZM32 76V77H31ZM48 76V75H47ZM179 76H180V78H179ZM183 76V77H182ZM190 76H191V80H190ZM210 76V77H209ZM226 76L228 77V81H225L227 78H226ZM250 76V77H249ZM256 76H258V77H256ZM164 77H167L166 79H163L162 80V78H164ZM222 77H224V78H222ZM243 79H242V78ZM249 77V78H248ZM253 77V78H252ZM50 78V77H49ZM110 78V77H109ZM108 78V76H107V79H109ZM186 78V79H185ZM189 80H188V79ZM234 80H232V79ZM248 78V79H247ZM263 78V79H262ZM11 79V80H10ZM46 79H48V78H46ZM161 79V80H160ZM179 79V80H178ZM182 81H181V80ZM31 80V81H30ZM140 80V79H139ZM152 80V81H153ZM186 80V81H185ZM202 80V79H201ZM217 80V81H218ZM223 80V81H222ZM248 80V81H247ZM260 80V81H259ZM24 81V82H23ZM59 81H60V84H62V85H60L59 84ZM111 81V80H110ZM162 81H164V82H162ZM193 81V82H192ZM259 81V82H258ZM14 82V84H11V83H13ZM21 82V83H20ZM33 82L35 83V84H33ZM47 82V83H46ZM50 82V83H49ZM62 82V83H61ZM171 82V83H170ZM182 82V83H181ZM239 82V83H238ZM255 82V83H254ZM3 83V84H2ZM6 83V84H5ZM32 83V84H31ZM46 83V84H45ZM177 83H178V85H177ZM180 83H181V85H180ZM227 83V84H226ZM233 83V84H232ZM12 85V86H14V87H12V86H8V85ZM19 84V85H18ZM20 84H22V85H20ZM157 84H155L156 86H158ZM167 84V85H166ZM231 84V85H230ZM18 85V86H17ZM32 85L35 87V89H34V87H32ZM58 85V86H57ZM64 85V86H63ZM73 85V84H72ZM83 85H88L87 87H86V89L87 88H89L90 89V87H89V85L91 86L92 84H88V82H86L85 84L83 83ZM119 85V87H121V85L120 84H118ZM192 85V86H191ZM225 85V86H224ZM240 85V86H239ZM243 85V86H242ZM253 87H252V86ZM22 86V87H21ZM23 86H24V88H23ZM43 86V87H42ZM45 86V87H44ZM187 86V87H186ZM190 86V87H189ZM26 87H28L29 88V91L27 92V94H25L24 93V91H25V88ZM39 87H40V89H39ZM52 87V88H51ZM231 87V88H230ZM240 87H242V88H240ZM257 88V90H256V88ZM43 90H42V89ZM46 88V89H45ZM55 88H57V90H55ZM132 88H133V90H135V85H133L132 86ZM255 88V89H254ZM33 89H34V92H33ZM38 89V90H37ZM47 89H48V92H47ZM53 89V90H52ZM64 89V90H63ZM89 89H87V90H89ZM177 89H180V90H177ZM189 89V90H190ZM2 90V91H1ZM16 90V91H15ZM41 90V91H40ZM45 90V91H44ZM55 90V91H54ZM70 90V89H69ZM194 90V89H193ZM251 90V91H250ZM6 91V92H5ZM13 93H12V92ZM27 91V90H26ZM25 91V92H26ZM38 93H37V92ZM43 91V92H42ZM51 91H54V92H52L51 93ZM56 91L58 92L57 93V95H55L56 94ZM166 91V90H165ZM173 91V92H172ZM195 91V90H194ZM238 91V92H237ZM256 91V92H255ZM40 92V93H39ZM47 94H46V93ZM88 92V91H87ZM240 92V93H239ZM242 92V93H241ZM6 93H8L9 95H10V97H12V98H10V97H7V94ZM12 93V94H11ZM21 93H24V94H22L21 95ZM42 93V94H41ZM51 93V94H50ZM166 93V92H165ZM170 93V94H169ZM236 93V94H235ZM4 94H6L5 96H4ZM19 95L20 97L21 96H23V97H21L22 98V100L24 99V101H26L25 103L22 101V100H20L21 98L17 95V96H13V95ZM39 94H41V95H39ZM47 95V96H45V95ZM50 94V95H49ZM60 94H61V96H60ZM64 96H63V95ZM79 94V95H78ZM241 94H243L244 96H242ZM245 94L247 95V96H245ZM253 94V95H252ZM8 95V96H9ZM12 95V96H11ZM34 95V96H33ZM37 95V96H36ZM57 96L56 97V99H55V96ZM75 95H78V96H75ZM81 95H82V97H81ZM86 95V96H85ZM229 95V96H228ZM239 95H241V96H239ZM33 96V97H32ZM50 96V97H49ZM60 96V98L59 99H61V100H59L58 99V97ZM66 96V97H65ZM142 96V97H141ZM189 96V97H188ZM230 96H233L232 98L230 97ZM262 96H263V98H262ZM13 97H15L16 99H13ZM19 97V98H18ZM31 97V98H30ZM48 97H49V99L50 98H53L52 100L50 99H48ZM240 99H238V98ZM63 98H65V99H63ZM66 98H67V100H66ZM87 98V99H86ZM104 98H105V100H104ZM250 98V99H249ZM251 98H252V100H251ZM8 99V100H7ZM26 99V100H25ZM28 99H29V101H28ZM38 99L40 100H45L44 101V103H46L47 102V106L49 107H47L46 105H42V103H41V100L40 101H38ZM180 99V100H179ZM191 99V100H190ZM193 99V100H192ZM231 99H233V100H231ZM256 99V100H255ZM20 100V101H19ZM53 100H54V102H53ZM57 100V101H56ZM66 100V101H65ZM92 100H95V101H92ZM97 100V101H96ZM125 100V101H124ZM149 100V99H148ZM190 100V101H189ZM217 100V101H216ZM249 100V101H248ZM257 100H258V102H257ZM260 100V101H259ZM17 101V102H16ZM35 101L37 102V103H35ZM87 102V104H86V102ZM89 101V102H88ZM99 101V102H98ZM107 101V102H106ZM110 101H112V103L110 102ZM182 101H187V103H189V104H185V103H183ZM220 101V102H219ZM244 101H247V102H244ZM251 101V102H250ZM5 102V103H4ZM12 102V103H11ZM27 102L29 103V106L27 105ZM40 102V103H39ZM43 102V101H42ZM103 102H105V103H103ZM110 102V103H109ZM129 104V103H131V107L127 104V103ZM192 102H194V106L192 107ZM229 102H230V104H229ZM255 102V103H254ZM21 103H23V104H26V105H24L23 106V104H21ZM53 103H54V105H53ZM88 103H91V104H88ZM135 103H137L136 105H137V107H136V105H135ZM160 103V102H159ZM225 103V104H224ZM8 104V105H7ZM20 104V105H19ZM32 104V105H31ZM75 104V105H74ZM115 104V105H114ZM173 104V105H172ZM196 104H197V106H196ZM232 104V107H231V111H230V105ZM2 105V106H1ZM35 105H37V108H36V106ZM62 105V106H61ZM67 105V106H66ZM96 105H99V106H97V108H96ZM102 105V106H101ZM129 107H128V106ZM133 105V106H132ZM134 105H135V107H134ZM237 105V106H236ZM241 107H240V106ZM26 106V107H25ZM35 106V107H34ZM52 106L53 107H55L56 106V108L55 109H51L52 108ZM68 106H70V107H68ZM86 106H87V108L88 109H86ZM101 106V107H100ZM117 106V107H116ZM123 106V107H122ZM229 108L228 110H227V108ZM32 107V108H31ZM187 107H190V109H188ZM196 107V108H195ZM242 107H245V108H242ZM14 108V109H13ZM33 109L34 110V108H35V110L34 111H32L31 109ZM79 108H84V109H86V110H81V109H79ZM135 108H137V109H135ZM186 109L187 111H184L183 109ZM122 110L123 109V111H128L127 113L126 112H122V111H120V116L118 115L119 113L118 112H116V113H114V111L115 110ZM128 109V110H127ZM138 109H140L139 111H137ZM195 109H197V110H195ZM242 109H246V114L247 115H245V117L247 116H250V117H246L248 120H249V123L247 122L245 125L247 126H245L244 124H242V121L244 120V116L243 115H241L240 114V112H242ZM4 110V111H3ZM29 110H30V112H29ZM37 110V111H36ZM45 110V111H44ZM52 110V111H51ZM59 110V111H58ZM93 110V111H92ZM224 110H226V111H224V112H228V114L225 116V113L223 112ZM260 111V112H258V111ZM32 111V112H31ZM39 111H41V115H43V116H41L42 118H40V112ZM44 111V112H43ZM55 111H56V113H55ZM57 111H58V114H57ZM68 111H69V113H68ZM84 112V114H83V112ZM130 111H134V113H132V115H131V113H129ZM137 111V112H136ZM200 111V112H199ZM230 111V112H229ZM255 111V112H254ZM34 112H37V114L35 113L34 114ZM122 112V113H121ZM185 112V113H184ZM196 114H195V113ZM249 112V113H248ZM26 113H28L27 115H26ZM33 113V114H32ZM45 113V114H44ZM53 113H54V115H53ZM71 113H75L74 115L72 114L71 115ZM85 113L87 114V117H86V115H85ZM118 113V114H117ZM129 113V114H128ZM181 113V114H180ZM233 113H234V115H233ZM2 114L1 116H0V122H3V121H5L6 119H9L8 117H6V115L7 114ZM48 114V115H47ZM49 114H50V116H49ZM81 114H83V115H81ZM106 114H107V116H106ZM109 114V115H108ZM116 114V115H115ZM122 114V115H121ZM250 114V115H249ZM11 115H13L12 117H11ZM31 115V116H30ZM38 116V118H39V120H38V118H37V121H36V116ZM48 117H47V116ZM65 115V116H64ZM78 115V116H77ZM102 115H103V117H102ZM121 118V119H119V117ZM124 115V116H123ZM128 115V116H127ZM178 115V116H177ZM195 115V116H194ZM213 117H212V116ZM239 115V116H238ZM53 116V117H52ZM63 116V117H62ZM90 116V118H92ZM115 116H117V117H115ZM154 116V115H153ZM177 116V117H176ZM184 116V117H183ZM18 117H21V115L20 116H18ZM32 119H35V120H32ZM175 117V118H174ZM179 117V118H178ZM197 117V118H196ZM204 117H206V118H204ZM27 118V119H26ZM45 118V119H44ZM49 118V119H48ZM57 118H59L60 120V122L59 121H56L55 122V120L57 119ZM112 118V119H111ZM113 118H115V120L113 119ZM126 118V119H125ZM171 120H170V119ZM203 120H202V119ZM253 118H255V119H253ZM19 119V120H20ZM31 119V120H30ZM41 119H42V121H41ZM117 119V120H116ZM173 119H174V121H173ZM176 119V120H175ZM204 119H206V120H208V121H206V120H204ZM216 119V120H215ZM226 119V120H225ZM253 119V120H252ZM46 120H48V121H46ZM51 120V121H50ZM124 120V122H122ZM126 120V121H125ZM153 121H154V119H152ZM168 120V121H167ZM170 120V121H169ZM177 120L179 121V122H177ZM261 120H263L262 121V124H260V121ZM29 121V122H28ZM39 121V122H38ZM42 123H41V122ZM45 121V122H44ZM111 121H112V123H111ZM114 121V122H113ZM128 121V122H127ZM137 121V122H136ZM160 121V122H159ZM163 121V122H162ZM173 123H172V122ZM235 121V122H234ZM36 122V123H35ZM50 124V125H56V124H58L59 123V125H61V127H58L59 125H56V127H55V129L53 128L54 126H48V124ZM122 123V124H120L119 125V123ZM157 122H159V123H157ZM167 122H169V123H167ZM171 122V123H170ZM231 122H233V123H231ZM61 123V124H60ZM125 123V124H124ZM127 123V124H126ZM175 123V124H174ZM252 123V124H251ZM1 124V123H0ZM6 124V121L5 122H3V125H5ZM35 124V125H34ZM163 126H162V125ZM165 124V125H164ZM170 125V126H168V125ZM177 124V125H176ZM201 124H203V125H201ZM206 124V125H205ZM215 126H213V125ZM34 125V126H33ZM67 127H66V126ZM228 125H230V126H228ZM24 126V127H25ZM64 126V127H63ZM121 126V127H120ZM135 126H136V128H135ZM173 126V127H172ZM175 126H177V127H175ZM184 126V127H183ZM211 126V127H210ZM30 127V128H29ZM38 127V128H37ZM49 127V128H48ZM63 127V128H62ZM132 127V128H131ZM163 127H164V129H163ZM169 127V128H168ZM180 127V128H179ZM201 129H200V128ZM249 127V128H248ZM18 128V127H17ZM37 128V129H36ZM40 128V129H39ZM44 128V129H43ZM60 128V129H59ZM65 128V129H64ZM70 131H64V130H67V129ZM70 128H72V129H70ZM118 128V129H117ZM154 128H156V127H154ZM203 128H205L204 129V131H203ZM253 128V129H252ZM257 128V129H256ZM42 129V130H41ZM57 129H59V130H57ZM112 129V130H111ZM160 129V130H159ZM15 130L16 131H20L19 130V128H18V130L15 128ZM56 130H57V133H55L56 132ZM61 130H63L62 132H66V133H62L61 132ZM73 132H72V131ZM78 130H80V129H78ZM194 134V136H193V134L191 133L190 134V131ZM193 130V131H192ZM201 130V131H200ZM233 130H235V131H233ZM255 130V131H254ZM31 131H33V132H31ZM40 131H42V133H40ZM55 131V132H54ZM160 131V132H159ZM164 131V132H163ZM197 131V132H196ZM258 131H260V133L258 132ZM60 132H61V134H60ZM67 132H68V134H67ZM91 132V131H90ZM115 132H117V133H115ZM150 133V134H146V135H144L141 139H151V138H153L154 137V133ZM183 132H185V133H183ZM189 132V134L190 135H188L187 133ZM72 133V134H71ZM80 133H81V135H80ZM113 133V134H112ZM134 133V134H133ZM164 133L166 134V135H164ZM197 133H199L198 135H196ZM206 133H208V134H206ZM223 134V136H219V135H222ZM232 133V134H231ZM254 133V134H253ZM29 134V135H30ZM47 134H49V133H47ZM62 134H64V135H62ZM65 134H67V135H65ZM111 134V135H110ZM119 134V135H118ZM262 134V135H261ZM61 135H62V137H61ZM71 135V137L72 138H70L69 136ZM186 135H188V136H186ZM196 135V136H195ZM205 135V136H204ZM256 135H257V137H256ZM260 135V136H259ZM77 136H79V137H77ZM96 135H95V132H94V135H93V137H95ZM118 136H119V138H118ZM189 136H193V137H189ZM25 137V136H24ZM24 137H22V138H24ZM28 137V135H26V137L25 138H27ZM53 137H55V136H53ZM76 139H75V138ZM150 137V138H149ZM156 137V136H155ZM170 137V136H169ZM168 138V139H172L173 140V138ZM212 137V138H211ZM219 138V140H218V138ZM261 137V138H260ZM25 138L23 139V141L25 142H28L29 144H34L33 143V140H31V138L32 137H30L29 136V139H26L25 140ZM83 138V139H82ZM200 138V139H199ZM206 138V139H205ZM235 138H236V140H235ZM238 138V139H237ZM260 138V139H259ZM95 139V138H94ZM111 139V140H110ZM158 139V138H157ZM221 139V140H220ZM232 139V140H231ZM241 139V140H240ZM254 139H256V140H254ZM259 139V140H258ZM262 139V140H261ZM28 140H31V141H28ZM66 140V141H65ZM124 140V141H123ZM163 140V139H162ZM197 140V141H196ZM229 140H230V142H229ZM20 141H22V140H20ZM21 142V144H23L24 142ZM37 141V140H36ZM199 141H201V142H199ZM208 141H211V142H208ZM215 141H217V142H215ZM236 141V142H235ZM243 141V142H242ZM255 141H257V143H259V144H257ZM261 141H263V142H261ZM31 142V143H30ZM115 142V143H114ZM219 142V143H218ZM227 142H229L228 144H227ZM138 143V144H137ZM215 143H218V144H215ZM223 144V146H222V144ZM241 143V144H240ZM248 143V144H247ZM106 144V143H105ZM135 144H137V145H135ZM154 144H155V146L157 145V142H154ZM237 144V145H236ZM35 145V144H34ZM74 145V144H73ZM96 145H97V148H96ZM120 145V146H119ZM209 145H211V147L209 146ZM221 147H220V146ZM225 145H227V147L225 146ZM255 145V146H254ZM76 146V145H75ZM73 147V149H75L76 147ZM94 146H95V148H94ZM99 146V147H98ZM71 147V146H70ZM112 147V148H111ZM122 147V148H121ZM224 147V148H223ZM99 148V149H98ZM109 148V149H108ZM117 148V149H116ZM223 148V149H222ZM228 148V149H227ZM244 148H245V150H244ZM72 149V148H71ZM98 149V150H97ZM114 149H115V151H114ZM210 149H212V150H210ZM214 149V150H213ZM249 149V150H248ZM103 150V151H102ZM144 150H145V148H144ZM144 150H143V152H144ZM154 150V151H153ZM202 150V151H201ZM219 150V151H218ZM102 151V152H101ZM108 151H110V152H108ZM117 151V152H116ZM123 151V152H122ZM100 152V153H99ZM148 152L150 153V154H148ZM218 152V153H217ZM211 153V154H210ZM214 153V154H213ZM256 153V154H255ZM99 154V155H98ZM114 154V155H113ZM158 154V155H157ZM213 154V155H212ZM222 154H224V155H222ZM253 154V155H252ZM57 155V154H56ZM157 155V156H156ZM219 155V156H218ZM221 155V156H220ZM263 155V156H262ZM57 156H59V155H57ZM103 156V157H102ZM183 156V157H182ZM233 156L235 157V158H233ZM250 156V157H249ZM84 157V158H83ZM132 157V156H131ZM130 157V158H131ZM173 157V158H172ZM181 157H182V159H181ZM237 157V158H236ZM59 158V157H58ZM63 158H65V157H63ZM69 158V159H68ZM76 159L75 157H73V156H69V157H67V160L68 161H70L71 159ZM100 158H99V160H100ZM142 158V157H141ZM180 158V159H179ZM192 158H193V160H192ZM209 158V159H208ZM112 159V160H111ZM142 159H144V157L142 158ZM191 159V160H190ZM243 159V160H242ZM256 159V160H255ZM169 160V161H168ZM182 160V161H181ZM190 160V161H189ZM104 161V162H103ZM108 161V162H109ZM188 161L190 162V166L188 165H186V164H188ZM82 162H84L83 164H82ZM212 162V163H211ZM45 163V165H46V161L44 162ZM175 163H177V164H175ZM211 163V164H210ZM185 164V165H184ZM238 164H240V165H238ZM252 164V165H251ZM88 165L92 168L94 165V168L91 170V168L90 167H88ZM97 165H99V166H97ZM254 165H256V166H254ZM75 166V165H74ZM87 166V167H86ZM185 166H187L188 168H186ZM190 167V168H189ZM85 168H87V169H85ZM239 168V169H238ZM256 168V169H255ZM85 169V170H84ZM193 170L194 172H190V171H188V170ZM209 169H211V170H209ZM238 169V170H237ZM248 169V170H247ZM249 169H250V171H249ZM88 170H90L89 172H88ZM87 171V172H86ZM105 171V170H104ZM201 171H202V176H203V179L200 181V173H201ZM205 171V172H204ZM239 171V172H238ZM248 171V172H247ZM141 172H139L138 174H140ZM213 172V173H212ZM248 174H247V173ZM250 172V173H249ZM89 173V174H88ZM170 173V174H169ZM245 174H246V177L249 175V177L246 179L244 176H245ZM79 175V176H80ZM143 175H142V177H143ZM156 175V176H155ZM166 175V176H165ZM170 175V176H169ZM191 175V176H190ZM124 176H126V175H124ZM123 176V177H124ZM251 176V177H250ZM259 176V177H258ZM188 177V178H187ZM139 178H141V177H139ZM160 178V179H159ZM185 178H187V179H185ZM229 178V179H228ZM251 178H252V180H251ZM161 179H163V181L161 180ZM199 179V180H198ZM218 179V180H217ZM251 181H250V180ZM169 180V181H168ZM183 180H184V182H183ZM191 180V181H190ZM46 181V180H45ZM45 181H43V182H41V183H39V184H44L45 183ZM162 181V183H160ZM187 181V182H186ZM205 181V182H204ZM218 181V182H217ZM246 181V182H245ZM156 182V183H155ZM207 182V183H206ZM247 182H248V185H247ZM150 183V184H151ZM189 183V184H188ZM196 183H198V184H202L203 185V187H206V185L207 184H209L210 183V186L209 185H207L208 187H213V188H215V190H216V197L218 196L219 197V195H221L223 198H222V205H219V206H217V205H215L216 207H214V205H210V207H212V209L214 210V211H212V213H211V215H213V217L211 216L210 217V219L208 220L207 218H204V217H206V216H208V215H206L208 212H210V211H208V210H210L209 209V206L207 205V199H204V197H205V195H203L202 196V198H201V200L200 201H198V203L197 204H195V202L194 203H192V205L191 206H189L190 204H188V197L191 195V192L194 190V189H196ZM231 183V184H230ZM176 184H178V185H176ZM206 184V185H205ZM217 184H219L221 187H222V189H218V187H217ZM227 184H230V185H233L234 186V188H235V190H236V197L234 198V199H231V198H228V197H224V195H227L225 192H224V188H225V186H227ZM38 185V184H37ZM165 185H168V186H165ZM189 185V186H188ZM198 186V189L199 190H201L202 189V185L201 186ZM32 187H35L36 185H31ZM48 187H46V189L45 190H43L44 188H40V190H42V191H39L38 192V194H36L35 196H42V195H44L46 192H48V190L50 189V188H52L53 186H54V184L52 183V184H50V186L49 185H47ZM195 188H194V187ZM247 188H246V187ZM42 187H44V186H42ZM177 187H179V188H177ZM190 187V188H189ZM216 187H217V189H216ZM47 188H48V190H47ZM144 188V187H143ZM201 188V189H200ZM244 188H246L245 190H246V193L244 194V195H241V189H244ZM263 188V187H262ZM261 188V189H262ZM175 190L176 192H174L173 190ZM188 189H189V191H188ZM259 189V188H258ZM47 190V191H46ZM253 190V189H252ZM163 192L162 194H161V192ZM205 191H206V189H205ZM185 192H188V194H187V196L184 194ZM253 192V193H252ZM169 193V194H168ZM251 193V194H250ZM107 193H105V195H106ZM172 194V195H171ZM182 194H184V195H182ZM223 194V195H222ZM177 195V196H176ZM179 195H181V196H179ZM241 195V196H240ZM178 199H177V198ZM46 198V199H45ZM182 198H184L183 199V201H182ZM237 198V199H236ZM251 198V199H250ZM258 198H259V200H258ZM40 199V198H39ZM38 199V200H39ZM180 199V200H179ZM187 199V200H186ZM203 199H204V201H203ZM224 199V200H223ZM51 199H49V197H48V199H47V197H42V199H40L39 201V203L41 204V205H44V203H49V201H50ZM176 200H177V202H176ZM179 200V201H178ZM228 200H232V201H234V203L233 204H227V203H229V201ZM42 201H44V202H42ZM257 201V202H256ZM165 202V203H164ZM201 204H200V203ZM217 202L219 203V198H218V200H217ZM36 204H37V202H35ZM56 203V204H55ZM54 204H52V205H48V206H50V207H52V209H57L56 208V206L58 205V202L56 201ZM157 203H160V205L161 206H164L163 208H162V210L161 209H159V204H157ZM167 203V204H166ZM174 203V204H173ZM237 203V204H236ZM247 203V204H246ZM250 203V204H249ZM157 204V205H156ZM203 204V205H202ZM239 204V205H238ZM253 204V205H252ZM153 205V206H154ZM224 205V206H223ZM250 205V206H249ZM85 206V205H84ZM186 206H188V207H186ZM221 209H220V208ZM42 208H44L43 209V213L45 212V210H46V208L45 207H43L42 206ZM170 208V209H169ZM160 211H158V210ZM190 209V210H189ZM48 210V209H47ZM59 210V209H58ZM157 210V211H156ZM195 210V211H194ZM237 210H239V213H238V211ZM49 211V210H48ZM156 211V212H155ZM168 212V213H167ZM243 212H242V214H243ZM78 213H80V212H78ZM156 213H157V215H156ZM237 213V214H236ZM149 214H153V215H149ZM252 214V213H251ZM190 215H192V216H190ZM198 215H201L202 216V220L200 221V219H199V217H198ZM220 216V217H219ZM228 216V215H227ZM259 216V215H258ZM162 218V219H160V218ZM218 217V218H217ZM232 217V216H231ZM152 220H151V219ZM195 218V219H194ZM256 218H258V217H256ZM150 219V220H149ZM260 219V218H259ZM147 220V221H146ZM146 221V222H145ZM164 221H165V223H164ZM163 222V223H162ZM192 223V224H193ZM149 224H151V226L149 225ZM149 225V226H148ZM193 225H195V224H193ZM192 225V226H193ZM137 226V227H136ZM156 226H157V228H156ZM196 226V225H195ZM230 226V227H229ZM134 227V228H133ZM144 227V228H143ZM149 227V228H148ZM150 227H151V229H150ZM113 228V229H112ZM127 228H128V230H127ZM130 228V229H129ZM131 229H133V230H131ZM136 229V230H135ZM159 229V230H158ZM173 229H175V228H173ZM172 229V230H173ZM127 230V231H126ZM157 230V231H156ZM135 232V234L136 233H138V232H141L142 231V234H141V236L138 238V239H140V240H136L135 238H134V240L132 239V237H131V235H132V232ZM126 233H129V234H126ZM150 233V234H149ZM122 235V236H121ZM125 235V236H124ZM115 236V237H114ZM126 236H128V237H126ZM130 236V237H129ZM111 237H112V239H111ZM120 238V239H119ZM128 238H130V239H128ZM152 238V239H151ZM168 238H169V236H168ZM203 239V240H202ZM126 240V241H125ZM246 240V241H245ZM116 242V243H115ZM121 242V243H120ZM124 242H125V244H127V243H129L128 245V247L131 249L133 246H134V248L136 249L135 250V252H133V253H135L134 254V256H132L133 254H132V250H133V248L131 249V250H129L128 249V247H126V246H124L125 244H124ZM133 242H135V244L133 243ZM164 242H165V244H164ZM110 243V244H109ZM150 243V244H149ZM117 244H120V247L123 249L124 248V250H122L120 247H119V245H117ZM123 244V245H122ZM137 244V245H136ZM145 246H144V245ZM236 244V245H237ZM141 245V246H140ZM162 245V246H161ZM108 246L109 247H111V248H108ZM116 246V247H115ZM118 246V247H117ZM136 246V247H135ZM156 246H158V248L156 247ZM170 247L173 249V247L170 245ZM201 247H200V249H201ZM113 248V249H112ZM117 248V249H116ZM118 248H119V250H122V253H121V251H119V253H116L117 251H118ZM126 248V249H125ZM144 248V249H143ZM107 249H111L110 251L109 250H107ZM114 249H116L117 251L115 252L114 251ZM155 249V251H153ZM142 250H144V251H142ZM157 250V251H156ZM158 250H160V251H158ZM165 251V253H164V251ZM248 250V249H247ZM48 251V250H47ZM128 253V252H130V253H128V254H130L129 256H128V254L126 253V252ZM134 251V250H133ZM152 251L153 253H150V252ZM167 251V252H166ZM105 252H107V253H105ZM114 252H115V254H114ZM142 252V253H141ZM144 252V253H143ZM148 252V253H147ZM199 252V251H198ZM49 253V252H48ZM126 253V254H125ZM147 253V254H146ZM162 253V254H161ZM195 253H197V252H195ZM117 254V255H116ZM120 254V256L121 257H119L118 255ZM141 254H146L145 255V257L144 256H142ZM180 258H178L176 255ZM104 255H106V257H103ZM124 255H126V256H124ZM140 255V256H139ZM174 255V256H173ZM238 255V254H237ZM116 256H118V257H116ZM123 256V257H122ZM137 256H139V260H138V257ZM173 256V257H172ZM87 257H89V256H85V258H87ZM110 257V258H109ZM114 258V259H112V258ZM131 257V258H130ZM137 259H136V258ZM159 257V256H158ZM172 257V258H171ZM142 258V259H141ZM176 258H178L177 260H175ZM254 258H256L255 259V261H254ZM110 259H112V260H110ZM117 259H119V260H117ZM121 259H123V260H121ZM136 259V262L134 261H132V260H135ZM144 259V260H143ZM163 259H164V256H163ZM262 259V257L261 258H259V260H261ZM130 260V261H129ZM138 260V261H137ZM141 260H142V263H140L141 262ZM175 260V261H174ZM113 261V262H112ZM115 261V262H114ZM126 261V262H125ZM132 261V262H131ZM165 261H166V263H165ZM167 261H168V263H167ZM174 261V262H173ZM131 262V263H130ZM161 264V263H160Z\"/></svg>",
    "mask_w": 264,
    "mask_h": 264
}]
</instances>
